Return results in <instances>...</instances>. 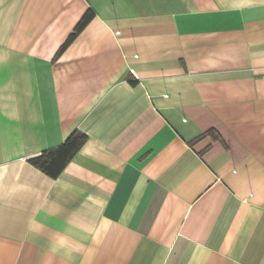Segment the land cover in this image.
Wrapping results in <instances>:
<instances>
[{
	"label": "crops",
	"instance_id": "0c3cea01",
	"mask_svg": "<svg viewBox=\"0 0 264 264\" xmlns=\"http://www.w3.org/2000/svg\"><path fill=\"white\" fill-rule=\"evenodd\" d=\"M0 264H264V0H0Z\"/></svg>",
	"mask_w": 264,
	"mask_h": 264
},
{
	"label": "trees",
	"instance_id": "16d2710c",
	"mask_svg": "<svg viewBox=\"0 0 264 264\" xmlns=\"http://www.w3.org/2000/svg\"><path fill=\"white\" fill-rule=\"evenodd\" d=\"M91 16L92 13L90 11L83 16L64 45L72 39L75 33L81 29ZM85 139L86 135L84 133L75 130L59 146L44 150L29 160L51 176H56L61 171L65 162L73 155Z\"/></svg>",
	"mask_w": 264,
	"mask_h": 264
}]
</instances>
